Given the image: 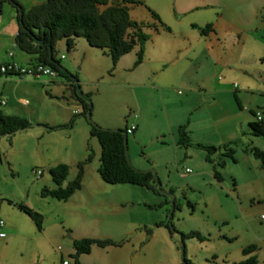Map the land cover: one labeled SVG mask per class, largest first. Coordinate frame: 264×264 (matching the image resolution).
Listing matches in <instances>:
<instances>
[{
    "label": "rangeland",
    "instance_id": "rangeland-1",
    "mask_svg": "<svg viewBox=\"0 0 264 264\" xmlns=\"http://www.w3.org/2000/svg\"><path fill=\"white\" fill-rule=\"evenodd\" d=\"M18 1L27 8L42 0ZM112 1L119 0H109ZM139 1L126 2V5L128 14L142 23V27L150 20V10L166 17L175 2ZM196 1L187 0V3L194 5ZM213 2V9L208 11L211 12L209 16L215 31L209 33V40L205 41L214 44L209 53L217 60L220 58L221 63L215 67V78L212 79H229L227 86L231 91L228 96L238 114L243 112L251 120L254 118L252 111L258 110L264 116V0ZM9 4L4 2L5 8ZM205 12L204 9H196L191 14L203 16ZM218 12L222 13L220 17ZM208 18L197 19L204 21ZM200 24L202 26L203 22ZM183 26L192 32L198 30L197 25H192V29L186 23ZM74 38L70 49L60 41L61 38L56 40L54 47L58 65L69 74H76L81 92L89 91L90 118L94 124L102 128L124 125V119L135 111L129 89L107 84L113 78H97L100 75L98 71L92 78H80L82 72L91 74L95 61L102 70L110 67L111 63L108 55L99 56L100 48L89 45L81 36ZM193 41L198 42L197 38ZM54 71V76L50 78L40 75L20 79L24 82L16 87L15 95L24 98L16 105L20 109L16 113L26 117L31 124L10 133H0V217L3 220L0 228L5 234L0 237V264H60L62 259H66L68 264H75L71 256V239L78 236L110 237L117 242L106 246L92 244L87 253H81V264H181L179 233L190 229L207 235L202 240L182 238L185 256L196 264H229L239 260L242 257L241 247L250 242L260 247L258 264L263 261L264 237L261 236L264 235V218H259L258 213L264 208V169L242 148V144L248 142L264 149L262 136L237 129L240 136L233 139L236 140L233 143L235 161L225 158L223 167L215 164L221 174L219 185L206 174H196L195 171L202 168L201 163L211 167L221 155L213 153V162L207 161L203 159L205 151L195 145L188 146L189 156L180 155L175 162L171 156L157 158L155 166H151L155 168L159 180L160 186L156 190L128 182H106L96 170L99 143L95 136L89 134L91 123L80 113L81 106L71 95L72 80ZM222 96L212 106L205 108L200 105L193 111L203 113L206 109L207 113L212 110L217 116L213 120L207 118L202 130H195L203 141L215 143L218 133L233 124V120L239 119L233 115L234 118L222 120L216 114L224 102L225 95ZM6 98V94L0 92V100L5 102ZM5 107L0 104V110L4 111ZM75 110L78 111L76 114ZM236 121L239 127V120ZM51 125L54 127L50 128ZM246 125V122L242 125L245 131ZM126 137L128 158L132 152L153 156L150 152L154 153L159 146L156 140L145 134L133 151L134 145L130 141L133 133L128 132ZM87 154L89 159H85ZM59 161L68 165L63 185L74 177L77 162L82 161L81 185L64 200L40 193L42 187L53 186L48 167ZM129 161L134 166L130 158ZM165 161L169 162L168 168L170 164L172 167L168 179L163 176ZM185 166L190 170L180 176L178 171ZM37 168L40 173L36 176L34 170ZM219 187L229 196L215 191L212 193ZM168 188L172 189L170 192L177 203L169 217V196L162 192L168 191ZM13 201L22 202L37 211L41 215V227H36L28 214L17 208ZM237 208L240 209L238 214L243 215L240 217L251 222L252 230H245L241 218L235 215ZM87 219L92 221L90 225L86 224ZM168 219L175 229L172 233L166 226L155 224L159 220L168 222ZM10 225L13 228H7ZM217 227H220V232L231 234V239L212 236Z\"/></svg>",
    "mask_w": 264,
    "mask_h": 264
},
{
    "label": "crops",
    "instance_id": "crops-1",
    "mask_svg": "<svg viewBox=\"0 0 264 264\" xmlns=\"http://www.w3.org/2000/svg\"><path fill=\"white\" fill-rule=\"evenodd\" d=\"M4 2L9 3L7 0H0V61L11 59L21 64H28L36 61L35 54H28L15 45L14 35L17 31L15 9L10 4V6L5 8ZM214 5L215 3L213 0H197L194 5L188 4L187 0H175L170 14L169 11H167L166 17L155 10L159 19L151 15L150 20L147 21L143 27L141 25V30L147 34V38L143 42L142 56L138 63H133L137 50V45L135 44L129 51L121 54L114 63L110 60V67H106L102 70L97 66L98 61H92L91 63H94L91 68L94 70H92L91 74L82 72V77L80 78H92L98 71L100 75H98L97 78H113V80L109 79V83L107 84H118L122 85L121 87L129 89V98L132 99L131 105L135 108L133 112L137 115L133 117L132 112L130 117L124 119V125L130 121H134L135 123V127L132 131L133 137L132 140H130L134 145L133 151L136 150L137 145L140 144L141 136L145 134L150 139L156 140L159 144V146L155 148L154 153L150 152L153 156L144 152H140L139 154L132 152V154H129L131 162L138 168L155 166L154 164L159 157L164 158L166 156H171L170 158L173 157L175 162L180 155H190L188 146L184 148L176 143V127L181 123H185L186 129L189 135H191L190 139L192 142L204 144H220L230 139L239 138L240 135L237 132L238 128L243 132L245 131L242 129L244 128L242 125L245 122L247 123L250 117L247 116V114H243V112L238 114L237 110L234 111L231 105L233 101H231L230 96H228L231 91L227 86L229 79L225 77L220 81L212 79L215 78V67L221 63L220 58L217 60L209 53L213 50L214 44L211 43V41H208L207 44L205 41L206 39L209 40V33L215 31L213 24L211 23V29L203 32L200 31L198 27L196 32H192V30H188V28L183 26L186 23L192 29L193 26H199L202 22L203 25L207 22H211L212 20L209 16L211 12L208 11V9H213ZM196 9H204L207 12H205L203 16L191 14V12ZM221 14V12H218L217 16L219 15L220 17ZM129 17L135 20V17L130 16V14ZM203 17L209 18L204 21H198L197 18ZM159 20L167 24L168 28L161 25ZM195 33H197L198 37H196ZM195 38L198 40L196 43H194V41L192 42ZM60 41L65 44L64 38H61ZM200 41H203V43H200ZM8 51H11L10 55L7 54ZM100 53L99 56L107 55L102 52L101 49ZM74 55L75 54H73V56ZM102 60L105 61L104 59ZM228 70L231 71V68H228ZM29 77L30 75L17 76L15 74H0V92H3L7 96L5 102L4 99L2 103L0 102V104L6 106L4 111L3 109L0 110L1 112L7 114H20L16 113L20 111L18 108L19 106L16 105L19 101L22 102L24 97L16 96L15 90L19 84L24 82L20 79ZM136 89L140 92H137ZM222 95H225L224 102L221 104L216 114H218L222 120L228 117L234 118V116L239 119L233 120V124L230 123L223 132H219L218 141L215 143L212 141H203L196 135L195 130H202L205 127L204 124L207 118L213 120V118L217 116H215V112L212 110H208L207 113L206 109L202 111L203 113H199V110L198 113H193V111L200 105H204L205 108L212 106L214 101L223 97ZM191 114L194 115V118H192L193 115ZM236 120H239V127H237L238 124L236 125ZM124 125H118V127ZM169 162H171V160ZM169 162L165 161L166 165L163 166V176L166 179L169 178L172 168L171 164L168 168ZM200 165L202 168L195 171V173L206 174L209 179L215 181L216 184L219 185L220 180L214 177L211 167L202 163ZM214 191L215 193H223L224 196H229L222 192L223 190L220 187L219 190H213L212 193H214ZM239 212L240 209H238L235 215L239 217L243 216L242 213L239 215ZM260 212L261 211H259V213ZM240 218L245 230H252L251 222L243 217ZM90 219L91 218H89V220ZM91 222H88V219L86 220L87 225H90ZM10 226H7V228H13V226ZM208 234H210V232ZM211 235L216 239L226 240L231 238H226L224 236L232 237L231 234L226 235L220 232V227H217V231ZM263 237L264 235L261 236V238ZM262 241H264V239ZM255 245L256 248L251 253H254L257 258L259 254L258 249L260 247H258L257 244ZM243 256L244 254L242 253V257ZM78 260L81 264V253L78 256ZM259 264H264V259Z\"/></svg>",
    "mask_w": 264,
    "mask_h": 264
},
{
    "label": "trees",
    "instance_id": "trees-1",
    "mask_svg": "<svg viewBox=\"0 0 264 264\" xmlns=\"http://www.w3.org/2000/svg\"><path fill=\"white\" fill-rule=\"evenodd\" d=\"M7 1L15 9L17 22V32L14 35L15 45L27 53L35 54L36 61L28 63L30 65L35 62H41L69 78L58 67L59 59L55 55L54 45L57 39L64 38L66 48L70 49L74 45L75 36H81L89 45L100 48L102 52L110 57L112 63L136 44L137 50L133 63L136 64L141 60L143 42L147 38V34L141 30L142 23L129 17L126 5V2H140L139 0H119L116 2H109V0H42L27 8H24L18 0ZM150 11L153 17L159 19L155 11ZM159 22L165 28H168L167 24L161 20ZM198 28L202 32L211 29V22L198 26ZM40 39H42L41 42ZM262 59L264 60V58ZM8 74L11 73L9 72ZM72 77L70 83L71 95L81 106L80 113L85 115V110L91 108L90 94L89 92H82V95H77L75 92V85L77 84L76 74L72 73ZM77 112L74 113L76 114ZM252 112L254 118L247 122V130L244 133L260 135L264 138V116L258 110ZM256 112L259 113L258 118L256 117ZM30 124L31 122L24 116L0 111V133H10L17 128H23ZM127 124L128 122L120 128L125 130ZM49 127L54 126L51 125ZM88 132L90 135L95 136L99 143V163L96 170L102 180L111 183H134L156 190V183L159 180L158 178L155 179V175L152 172L135 170L126 162L122 142L123 135L119 130L90 124ZM176 135V143L181 147L195 145L203 149L205 151L204 159L207 161L213 162L211 157L213 153L221 155L211 165L212 174L219 180H221V174L215 168V164L223 167L225 158L235 161L233 143L236 140L231 139L220 144L192 142L185 123H181L176 127ZM242 148L257 159L260 168L264 169V149L248 142L243 143ZM85 159H89V154H87ZM67 171L68 165L62 161L49 166L48 172L53 186L42 187L40 193L63 200L71 195L81 185L82 161L77 162V171L74 177L63 185L62 182ZM171 190V188H168V191ZM12 203L26 212L36 227H41V215L37 211L22 202L13 201ZM173 203V207H176L175 199H173ZM155 224L164 225L169 230L166 220L156 221ZM146 230L149 229L146 227ZM169 232L172 233L170 230ZM179 235L181 239L183 237H196L200 240L206 238V235L201 234L196 229L181 231ZM224 237L231 238L228 236ZM71 244L73 248L71 256L75 264H80L78 260L79 254L88 252L92 244L106 246L117 244V242L110 237L79 236L73 237ZM255 248L256 245L253 242L242 246L241 251L244 257L231 261L229 264H257L256 255L251 253ZM184 257L186 264H196L188 259L185 254Z\"/></svg>",
    "mask_w": 264,
    "mask_h": 264
},
{
    "label": "built area",
    "instance_id": "built-area-1",
    "mask_svg": "<svg viewBox=\"0 0 264 264\" xmlns=\"http://www.w3.org/2000/svg\"><path fill=\"white\" fill-rule=\"evenodd\" d=\"M8 55L11 54V51H8ZM15 74L17 76H24V75H30V76H40L45 75L47 77H52L55 74V71L52 67L48 66L47 64L41 63V62H35L32 65L30 64H20L17 61L14 60H5L0 61V74ZM2 103L3 100H0ZM137 114L135 112L132 113V116L135 117ZM256 117H259V113L256 112ZM135 123L134 121L128 122L125 132H130L132 128H134ZM189 167H184L182 171H178V174L181 176L185 172L189 171ZM40 173V169H35L34 174L37 176ZM259 218L264 217V209L258 214ZM3 225V220L0 217V227ZM0 236H4V231L0 228ZM61 264H67V261L65 259L61 260Z\"/></svg>",
    "mask_w": 264,
    "mask_h": 264
},
{
    "label": "water",
    "instance_id": "water-1",
    "mask_svg": "<svg viewBox=\"0 0 264 264\" xmlns=\"http://www.w3.org/2000/svg\"><path fill=\"white\" fill-rule=\"evenodd\" d=\"M42 41V39H40V42ZM65 74H67L70 78H73L72 77V74H69L64 68L58 66ZM75 81V80H74ZM76 82V81H75ZM75 92L77 95H82V92L81 90L79 89V86L76 84L75 85ZM91 104V103H90ZM85 117L87 118V120H89V122L93 125H96L92 122L91 118H90V109H86L85 110ZM111 129H115V130H119L122 135H123V138H122V142H123V150H124V156H125V159H126V162L132 167L134 168L135 170H138V171H150L152 172L154 175H155V179H157V176H156V172H155V168L149 166V167H146V168H136L134 166L131 165L130 161H129V158L127 156V145H126V141H127V137H126V132L125 130H123L122 128L120 127H116V128H111ZM156 185L159 187V182L156 183ZM163 193L167 194L169 196V203H170V208H169V212H168V217L171 215L172 213V210H173V194L170 192V191H166V190H162ZM168 225H169V230L170 231H174V229L170 226V222H169V219H168ZM178 251H179V257H180V263L181 264H186L185 263V257H184V243H183V240L180 238V241L178 243Z\"/></svg>",
    "mask_w": 264,
    "mask_h": 264
},
{
    "label": "clouds",
    "instance_id": "clouds-1",
    "mask_svg": "<svg viewBox=\"0 0 264 264\" xmlns=\"http://www.w3.org/2000/svg\"><path fill=\"white\" fill-rule=\"evenodd\" d=\"M17 32V31H16ZM16 34V33H15ZM60 56H62V54H60ZM21 64V63H20ZM25 76V75H24ZM50 78V77H49ZM75 111H77V110H75ZM264 218V217H263ZM184 254H185V251H184ZM63 260V259H62ZM66 260V259H65ZM67 261V260H66ZM61 264V263H60Z\"/></svg>",
    "mask_w": 264,
    "mask_h": 264
}]
</instances>
